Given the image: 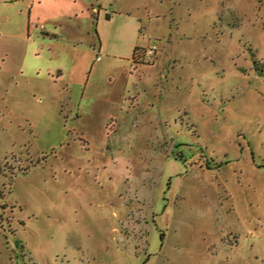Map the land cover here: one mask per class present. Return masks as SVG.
Listing matches in <instances>:
<instances>
[{"label": "rangeland", "instance_id": "obj_1", "mask_svg": "<svg viewBox=\"0 0 264 264\" xmlns=\"http://www.w3.org/2000/svg\"><path fill=\"white\" fill-rule=\"evenodd\" d=\"M32 1L0 0V264H264V0Z\"/></svg>", "mask_w": 264, "mask_h": 264}, {"label": "trees", "instance_id": "obj_2", "mask_svg": "<svg viewBox=\"0 0 264 264\" xmlns=\"http://www.w3.org/2000/svg\"><path fill=\"white\" fill-rule=\"evenodd\" d=\"M146 50L147 49L140 48V47L135 48L134 57H133L134 63H137V64H139V63L143 64L144 63V58L146 57L145 56Z\"/></svg>", "mask_w": 264, "mask_h": 264}, {"label": "built area", "instance_id": "obj_3", "mask_svg": "<svg viewBox=\"0 0 264 264\" xmlns=\"http://www.w3.org/2000/svg\"><path fill=\"white\" fill-rule=\"evenodd\" d=\"M11 1H17V0H11ZM156 50H157L156 47L147 49L146 53H145V56L148 57V58L152 57L153 55H155Z\"/></svg>", "mask_w": 264, "mask_h": 264}, {"label": "crops", "instance_id": "obj_4", "mask_svg": "<svg viewBox=\"0 0 264 264\" xmlns=\"http://www.w3.org/2000/svg\"><path fill=\"white\" fill-rule=\"evenodd\" d=\"M34 1H35V0H33L32 2L35 3Z\"/></svg>", "mask_w": 264, "mask_h": 264}]
</instances>
